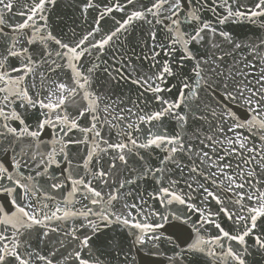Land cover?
I'll return each mask as SVG.
<instances>
[{
  "label": "snow or ice",
  "instance_id": "snow-or-ice-1",
  "mask_svg": "<svg viewBox=\"0 0 264 264\" xmlns=\"http://www.w3.org/2000/svg\"><path fill=\"white\" fill-rule=\"evenodd\" d=\"M264 257V0H0V264Z\"/></svg>",
  "mask_w": 264,
  "mask_h": 264
},
{
  "label": "water",
  "instance_id": "water-1",
  "mask_svg": "<svg viewBox=\"0 0 264 264\" xmlns=\"http://www.w3.org/2000/svg\"><path fill=\"white\" fill-rule=\"evenodd\" d=\"M249 259L252 261V264H264V257L259 255L250 257Z\"/></svg>",
  "mask_w": 264,
  "mask_h": 264
}]
</instances>
